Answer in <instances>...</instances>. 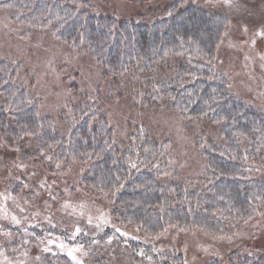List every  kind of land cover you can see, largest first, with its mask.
I'll return each instance as SVG.
<instances>
[{"label":"trees","instance_id":"obj_1","mask_svg":"<svg viewBox=\"0 0 264 264\" xmlns=\"http://www.w3.org/2000/svg\"><path fill=\"white\" fill-rule=\"evenodd\" d=\"M193 2L173 0L117 18L94 14L86 0H0L13 5L9 9L15 23L49 26L59 41L87 50L112 72H140L146 104L166 99L181 117L223 122L224 145L196 141L204 161L198 184L169 179L163 159L167 142L152 139L145 126L137 125L122 146L112 147L107 119L86 101L83 108L69 106L60 113L58 130L48 117L37 115L25 89L14 84L19 64L0 60V139L23 159L45 162L50 173L59 174L73 163L88 164L82 189L103 202L114 224L136 228L146 239L167 228L196 229L220 239L259 215L264 222V181L250 174L264 164V113L233 96L227 79L211 65L228 17ZM87 240L81 235L74 239L80 244ZM124 241L152 253L150 243ZM258 250L264 252V245ZM151 257L159 264H183L182 254L174 251ZM225 260L264 264V253L255 259L237 249ZM221 262L213 258L205 264Z\"/></svg>","mask_w":264,"mask_h":264},{"label":"rangeland","instance_id":"obj_2","mask_svg":"<svg viewBox=\"0 0 264 264\" xmlns=\"http://www.w3.org/2000/svg\"><path fill=\"white\" fill-rule=\"evenodd\" d=\"M86 1L96 15L129 18L173 0ZM193 3L228 17V27L211 65L215 73L227 79L233 96L264 113V36L258 35L264 29V0ZM11 16L9 8H0V60L19 64L14 84L25 89L39 117H48L60 130L63 110L69 106L80 109L90 101L112 128V147L122 146L137 125L145 126L152 139L167 142L163 153L166 177L198 184V178L204 175V161L196 141L203 138L224 145L223 122L210 124L181 117L166 99L156 98L146 104L140 72H112L93 61L87 50L59 41L49 26L29 27L15 23ZM87 169L88 164L73 163L59 174L50 173L45 162L23 159L18 149L9 148L0 139V264H76L67 252L76 245L83 246L73 252L82 264H159L151 255L166 251L181 253L183 264H205L213 258L224 264L230 252L237 249L255 259L264 253L258 250L264 245L260 215L226 238L212 239L196 229L177 228H167L153 239L142 238L138 229L114 224L103 202L82 189L81 179ZM250 174L264 181V164ZM12 215L20 225H12ZM77 226L81 229L78 235L89 239L85 244L70 239ZM106 226L112 231L105 233ZM24 228L35 235L26 234ZM4 231H10L11 236ZM49 239L55 243L49 246ZM123 239L150 243L151 255L144 254L141 247L132 248ZM61 242L66 244L64 251L57 247ZM46 246L51 251H43Z\"/></svg>","mask_w":264,"mask_h":264},{"label":"snow or ice","instance_id":"obj_3","mask_svg":"<svg viewBox=\"0 0 264 264\" xmlns=\"http://www.w3.org/2000/svg\"><path fill=\"white\" fill-rule=\"evenodd\" d=\"M225 3L231 4V0H225ZM11 7H13V5H12L11 3H0V8H11ZM258 35L264 36V29L260 30V31L258 32ZM262 67H264V66H262ZM28 135H32V133H28ZM49 159H50V158H49ZM132 166L135 167L134 164H133ZM57 167H59V165H57ZM41 186H43V185H41ZM25 187H27V185H25ZM21 211H23V209H21ZM4 218L7 219V215H5ZM249 219H251V217H249ZM11 222H12V225H14V226H18V225H20V223H21V221H20L15 215H12V216H11ZM246 222H247V221H246ZM89 223H91V219H89ZM33 227H34V226H33ZM52 227L54 228L55 225H52ZM0 231H3V229L0 228ZM23 231H24L26 234H28V235H33V236L35 235L34 232H33V233H29V232H28V228H24ZM116 231L119 232L120 229L117 228ZM80 232H81V229H80L79 226H77V227L75 228V231L72 232L70 239H73V240H74V239L76 238V236H77ZM3 234L6 235V236H11V232H10V231H4ZM47 235H48V236H51L52 233H51V232H48ZM122 235H127V233H122ZM37 239H40V238L37 237ZM58 239H59V238H58ZM111 240H112V237H111V236L108 237V241L110 242ZM23 242H24V243H27L28 241L25 240V241H23ZM96 242H97V241L93 240V243H96ZM54 243H55L54 240H52V239H49V240H48V245H49V246L52 245V244H54ZM49 246L44 247L43 251H45V252H49V251H51V247H49ZM57 247H58L61 251H64L65 248H66V244H65L64 242H61V243H59V244L57 245ZM82 247H83L82 245H76L75 248H69V249L67 250L68 255H69L70 257H72L73 261H76V264H82V261H78L77 258H76V256L73 255V252H74V251H79L80 249H82ZM141 254H143V253L141 252ZM25 255H26V253H25ZM37 259H39V257H37Z\"/></svg>","mask_w":264,"mask_h":264}]
</instances>
